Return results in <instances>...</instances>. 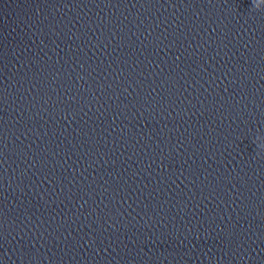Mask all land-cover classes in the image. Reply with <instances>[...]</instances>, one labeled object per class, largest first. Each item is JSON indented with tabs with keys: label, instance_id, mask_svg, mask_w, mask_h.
Here are the masks:
<instances>
[{
	"label": "water",
	"instance_id": "obj_1",
	"mask_svg": "<svg viewBox=\"0 0 264 264\" xmlns=\"http://www.w3.org/2000/svg\"><path fill=\"white\" fill-rule=\"evenodd\" d=\"M264 11L0 0V264H264Z\"/></svg>",
	"mask_w": 264,
	"mask_h": 264
},
{
	"label": "clouds",
	"instance_id": "obj_2",
	"mask_svg": "<svg viewBox=\"0 0 264 264\" xmlns=\"http://www.w3.org/2000/svg\"><path fill=\"white\" fill-rule=\"evenodd\" d=\"M254 11H264V0H252ZM256 144L258 155L264 153V136L257 135L253 141Z\"/></svg>",
	"mask_w": 264,
	"mask_h": 264
}]
</instances>
